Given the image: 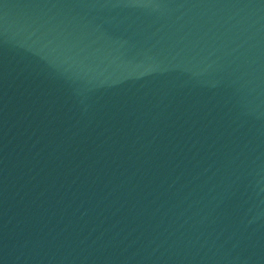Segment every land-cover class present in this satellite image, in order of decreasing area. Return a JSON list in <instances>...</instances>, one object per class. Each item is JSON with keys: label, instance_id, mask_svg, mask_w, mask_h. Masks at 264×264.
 <instances>
[{"label": "water", "instance_id": "95a60500", "mask_svg": "<svg viewBox=\"0 0 264 264\" xmlns=\"http://www.w3.org/2000/svg\"><path fill=\"white\" fill-rule=\"evenodd\" d=\"M0 264H264V0H0Z\"/></svg>", "mask_w": 264, "mask_h": 264}]
</instances>
